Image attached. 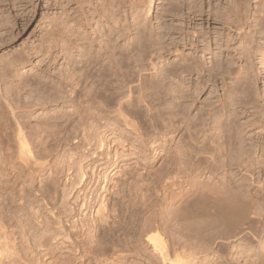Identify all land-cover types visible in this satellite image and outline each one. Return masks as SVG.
I'll return each instance as SVG.
<instances>
[{
    "label": "bare ground",
    "instance_id": "bare-ground-1",
    "mask_svg": "<svg viewBox=\"0 0 264 264\" xmlns=\"http://www.w3.org/2000/svg\"><path fill=\"white\" fill-rule=\"evenodd\" d=\"M153 1L62 0L61 19L58 21L60 23H57L55 19L56 24L60 25V34H58L61 44L58 45H60L62 53L60 85L57 83L58 87L54 88L56 89L55 96H58L55 100L59 102L61 100L59 97L63 96L64 98L67 91H73L82 97L85 96L90 107L86 102L84 105H88L87 107L91 110L84 109L93 110L94 116L91 112L92 116L86 113L88 111H82L84 107L82 105V109L81 107L80 109L84 116H80L79 112L77 116L87 119L90 115L89 118L94 120L95 131H92L93 134L96 132L94 139L88 136V132L84 133L85 135L79 134V128L74 126L75 120L72 124L74 128L66 131V137L63 136L65 137L63 138L65 139L64 143L61 140L59 142H57L58 140L52 141L53 144L58 143L55 146L50 143L52 139L49 140L51 136L47 134L54 127L47 131L46 128L51 126L48 127V122L42 123L47 126L44 129L41 125L43 128L40 130H37L39 129L37 127V129L34 128L32 124H28L26 115H29L31 110L27 108L25 101L32 99L23 98L21 96L23 94L19 92L21 91L19 89L23 91L25 87L29 89L28 82L26 83L27 80H25L27 78L21 79L20 75L21 82L13 84L9 81V79H13L10 78L13 73L10 71L12 74L9 76L6 67L8 74L1 69L4 65L13 67V70L25 65L27 53H23L26 58L22 54H16H19V57L22 55L25 59L17 57L8 60L5 57L6 61L8 60L5 63L8 65L0 66V264H86L87 261L88 264H102L99 260L100 256H97L99 259L96 258L99 252L92 246L94 241L100 246L120 247V251H123L124 247L127 248V246L121 245L122 238L117 235L119 229L114 226V220L110 221L111 214L107 216L102 214L103 211L106 212L104 205H102L103 210L100 208L102 212L100 209L96 212L98 218L94 221L95 236L91 235L93 226H90V222L85 218L81 217L78 222H71L75 217L71 215L74 208L70 210L71 214L67 210H62V214L60 210H57L58 202L63 194L69 197L76 190V186L87 187V181H84L85 168L83 169V165L79 166L80 169H77L79 172L76 173L75 167H71L74 166L72 163L76 160L74 159L72 163L67 162L69 158L66 160V154L70 155L71 152L79 151L82 146H86L93 150V156L97 155L96 157L100 158L99 161H105L100 165L107 167L112 163L110 158L112 154L106 153L105 150L108 145L106 140L109 137L112 139L109 143L117 142V145L115 144L117 148L121 146L122 149H126V144L134 151L137 149L136 146L141 144L140 142L145 143L149 140L157 142L162 137L165 138L172 129L176 128V112H178L181 100L186 98L184 93L190 86L191 155L189 157L191 158L189 159L191 161L189 162L191 166L187 168L191 171V180L183 181L182 177L174 175L176 170L173 175L169 171L163 174L168 177L163 185V192L164 194L171 192V204L169 205L171 207L170 209L160 208L155 213L153 222L156 229H168V224L174 221L179 225L176 221L177 216H175L178 207L175 208L174 205L180 206L179 210L177 209L178 214L181 213L185 217L189 211L184 209L190 199L191 251L188 246L182 248L179 238L174 234V238H171L169 243L165 242L162 236H155V233L152 234L154 236L149 234L146 240L152 246L154 253L167 264H234L232 261L235 258L231 261L230 256L235 249L236 252L233 253L241 257L245 254L248 256L251 251V254L254 253L245 260L246 264H264V122L261 119L264 115V95L263 91L261 92L257 88L259 76L262 74L257 69V63L264 66V0H164L166 3L163 2L164 5H160V8L163 7L160 12L161 16L158 17V22L157 19L155 20L158 23L157 27L149 19ZM13 2L16 3V0L11 3ZM5 3L8 4V2ZM251 3H254L257 8L251 9ZM7 9L9 8L7 7ZM10 10L8 11L10 12ZM5 12L7 11L5 10ZM186 12L188 16L184 14ZM9 15L7 14L8 18ZM54 16L56 18V15ZM182 16L191 18V23L194 24L191 26L190 35L184 33V21L181 22V20H185V18L183 19ZM4 17L1 18L4 20L6 19ZM168 19H170L169 22ZM9 22L7 23L5 20L3 23L12 25ZM177 23H182V25L178 24L180 25L178 26ZM14 25H16L15 22ZM51 26L52 24H50ZM54 27L51 28V31L54 30ZM187 28L185 29L187 30ZM2 42L4 43V41ZM55 46L58 47L57 44ZM188 46L191 49V54L187 55H190L191 58H188L186 53L185 56L184 52L179 54L180 47L184 49ZM171 49L176 53L174 51L172 53ZM171 53L175 54V59H178L179 62H169L166 55L169 56ZM198 54H201L204 59L205 56L209 57L208 61L200 59ZM0 59L2 61V58ZM14 75L16 76V74ZM190 76L191 85L187 83V78ZM31 77L33 80L36 78L33 75ZM42 79L38 77L37 80ZM29 83L31 84V82ZM53 85L55 87L54 81ZM46 88L48 89V86ZM208 90L210 94L207 97L210 98L212 94L214 98H210L211 100L208 99V101L205 99V102L203 100V103L198 105L200 95ZM37 91L39 90L37 89ZM45 91L47 92V90ZM49 91L51 90L49 89ZM61 92L63 94L59 96ZM36 94V98H38V92ZM77 94L76 96H78ZM29 96L34 98L35 94ZM34 103L37 101L35 100ZM45 103H43L44 106ZM29 105H31L29 108L32 105L36 106ZM34 107L32 108L34 109ZM61 113L62 111L56 116V120L63 117ZM70 115L68 116L70 117ZM68 116L69 120L72 115L70 118ZM96 117H99L98 120ZM37 118L38 121L42 119L39 118V115ZM37 118L35 119L37 120ZM89 118L87 121L90 120ZM83 119L82 124L85 121ZM88 123L86 122V124ZM66 124L68 125L70 122L67 121ZM80 124L78 125L81 126L82 124ZM59 129L61 130V128ZM91 130H88L89 133ZM83 132L85 131L83 130ZM174 133L179 134L181 131ZM57 137L59 138L60 135ZM52 138L55 139V137ZM132 140L134 141L132 142ZM72 141L73 145H71ZM115 155L117 157V154ZM184 157H188L187 154ZM120 159L119 156L113 165H116ZM77 161L76 163H78ZM117 168H120L119 164ZM71 170H75V172L71 173ZM181 171L178 170L180 175L183 174ZM74 173L75 175H73ZM170 175L174 177L169 178ZM61 178H65L70 183L66 186L68 190H64L63 194H60L59 190ZM183 192L186 194L183 195ZM165 200V202L168 201ZM174 201L176 202L173 203ZM81 202L84 210L92 208V202L88 201L87 196ZM182 204L183 206L186 204V206L183 208ZM66 206H68L66 202L63 204L62 201V209L68 208ZM53 210H57L60 215L59 221L55 220L56 227L59 226V228L54 230L50 228L53 227L52 225L49 227L47 224L50 221L43 220V218L41 220L39 217L40 222L38 218V220H34L39 222V226L36 224L38 227L41 226L37 231L30 219L25 218L43 211H49L50 214ZM143 212L129 213L127 229L123 228L122 235L127 238L125 240L129 241L130 245L140 243L142 236L154 229V226L147 232H144L146 228L142 229L141 222L145 218ZM53 214L55 213L53 212ZM167 215L173 216L167 218ZM33 216L32 219L38 215ZM45 218L47 219V217ZM64 220L67 224L71 222L73 231L78 232L67 229L65 231V228L63 229V225L66 224H64ZM149 220L148 218L147 221ZM184 228L182 227V229ZM156 229L154 231L157 232ZM82 230H86L87 233L81 235ZM180 230L177 232L182 233ZM187 240L185 243H188ZM236 243L239 245L234 249L232 245L234 246ZM59 245L62 248L60 256L66 260L64 262L57 254ZM131 247L129 248L133 251ZM244 247L245 250H243ZM248 247L251 250L246 249ZM37 249H40L39 251L43 255L39 257L40 259L37 257L38 259L36 258L37 261H35L34 258L38 254L34 256V253ZM137 250L138 254L136 251L132 254L139 258L140 251ZM236 255L235 257H237ZM186 258L189 260L187 261ZM250 259L253 260L250 261ZM238 261L236 262L238 263ZM245 261H243L244 264ZM141 263L143 264V262ZM127 264L140 263L136 259Z\"/></svg>",
    "mask_w": 264,
    "mask_h": 264
},
{
    "label": "rangeland",
    "instance_id": "rangeland-1",
    "mask_svg": "<svg viewBox=\"0 0 264 264\" xmlns=\"http://www.w3.org/2000/svg\"><path fill=\"white\" fill-rule=\"evenodd\" d=\"M13 0H0V2L2 3H0V9L3 11H1L0 10V20L2 21H0V32L2 33H0V43H2L3 45H1L0 44V58H2V61H1V59H0V63H1V65L0 66H2V64L4 65V64H6V65H8V63H5V61H6V59H5V57L6 58H8V60L9 59H13V58H17V57H19V54H22L23 55V53L24 54H26V57L29 59V61H28V59L26 58V61H27V63L25 64V65H23V66H21V67H19V68H16V69H12L13 67H7V66H3L4 68L6 67L7 69H8V71H6L7 69L5 68V70H4V68L3 67H1V69H2V71H4V73H9V76L11 75V77L10 78H13L12 80L11 79H9V81L10 82H13V84L16 82V83H18V82H21V79L22 78H27V79H25V80H27L26 81V83H27V85H29V89H27L28 87H25V89L23 88V87H20V88H23V91H22V89H19V90H21V91H19L20 92V94H23V95H21V96H23V98H27V99H32V100H30V101H28V100H26V99H24V100H26V101H28V102H26L25 101V103H27V108L28 109H30L31 111H30V113H29V115H26V119H27V121L26 122H28V124H32V126L34 127V128H39V129H37V130H40V128H43L44 127V129L46 128V126L48 125V127L49 128H46V130L48 131L51 127H54L53 129L51 128V130H53L51 133L49 132V131H51V130H49L48 132H47V134H48V136H51V137H49V140L50 139H52V140H50V143L52 144V145H55V146H57V142H59L60 140H61V142H63L64 143V141L63 140H65V139H63V138H65L66 137V131L68 130H72V127L74 128V126L76 127V128H79V134H81V135H85L87 132H88V136H90V137H93L92 139H94V137L96 136V132H94V134H93V130H94V128H95V123H94V120H91L92 118H89L90 117V115L92 116V114L94 113V111L92 110V111H88V110H91V109H89L88 107H90V105L87 103V98L85 99V96H83L82 97V95H79V94H77V93H75V92H73V91H67L65 94H64V98H63V96H61V97H59V98H61V100L63 101L64 100V102H62L61 100H59V102H58V100H55V99H57V97L58 96H55L56 94H55V91H56V89H54V88H56V87H58L57 85L59 84L60 85V72H61V69H62V53H61V48H59L60 47V45H58V44H61V42H60V36H59V34H60V31H59V28H60V25L58 26L57 24H56V21H57V23H60V22H58V21H60V19H61V3H62V0H16V3H14V5H13V3H11ZM15 1V0H14ZM5 2H8V4L7 3H5ZM160 2H162L161 4H160ZM163 2H164V4L166 3V1H164V0H154L153 1V4H152V9H151V12H150V14H149V19L151 20V22H152V24L155 26V27H157V22H158V17L159 16H161L160 14V12L162 11V8H160V5H164L163 4ZM10 3V4H9ZM223 4H225V3H223ZM155 5V6H154ZM12 6H15L14 8L12 7ZM251 9H254V7H255V5H254V3H251ZM7 7L9 8V9H7ZM12 7V8H11ZM158 7V8H157ZM3 8V9H2ZM161 10H160V9ZM257 7H255V9H256ZM11 9V10H10ZM159 9V10H158ZM5 10L8 12H5ZM8 10H10V12L8 11ZM158 10V11H157ZM1 12H2V14H1ZM54 12V13H53ZM26 13V14H25ZM60 13V14H59ZM6 14V15H5ZM7 14L10 16L9 18H8V16H7ZM48 14V15H47ZM159 14V15H158ZM184 14H187V16H188V13L186 12V13H184ZM4 15H5V17H6V19H4L3 20V18H1V17H4ZM16 15V16H15ZM19 15V16H18ZM49 15H50V17H49ZM52 15V16H51ZM54 15H56V18H55V16ZM58 15L60 16L59 18H58ZM157 15V16H156ZM54 16V17H53ZM186 16V18H185V16H182V18L184 19L185 18V20H181V22H183L184 21V23H183V25H184V27L185 28H187V30L182 26V28H184V33H186V34H191V26H193L194 24H192L191 23V18H188ZM4 17V18H5ZM48 17V18H47ZM8 18V19H7ZM11 18V19H10ZM16 18V19H15ZM46 18H47V20H46ZM53 19V20H52ZM55 19H56V21H55ZM157 19V22L155 21ZM188 19V20H187ZM6 20V22L8 23L9 21H11L12 20V22H9V23H12V25L14 26H12L11 24V28H9L10 27V25L8 26L6 23H3L4 21ZM15 20V21H14ZM55 24H53L52 22ZM55 21V22H54ZM168 22L170 21V19H168L167 20ZM14 22L16 23V25H14ZM49 22V23H48ZM156 23V24H155ZM3 25V27H2V25ZM49 24V25H48ZM50 24H52V26L50 27ZM178 24H180V23H177L176 25H178ZM187 24V25H186ZM56 27V26H58V27H54V26ZM180 25H182V23L180 24ZM180 25H178V26H180ZM6 26H8V27H6ZM187 26V27H186ZM53 27H54V30L53 31H51L52 29H53ZM2 28V29H1ZM4 28V29H3ZM52 28V29H51ZM6 29V30H5ZM9 29V30H8ZM13 31H12V30ZM57 29V30H56ZM11 30V31H10ZM47 30H48V32H47ZM3 32H5V33H3ZM9 32H11V33H9ZM55 34V32H56V34L54 35L53 33ZM9 33V34H8ZM49 33H51V34H49ZM59 33V34H58ZM1 35H3V36H1ZM11 35V36H10ZM14 35V36H13ZM45 35V36H44ZM50 35H51V39H50ZM57 35V36H56ZM7 36V37H6ZM14 37L13 39L11 38V37ZM49 37V38H48ZM54 37V38H53ZM56 37V38H55ZM2 38V39H1ZM6 38V39H5ZM8 38V39H7ZM11 38V39H10ZM4 41V43L2 42V41ZM51 40V41H50ZM55 40V41H54ZM58 40V41H57ZM49 41V42H48ZM6 42V43H5ZM50 42H51V44H50ZM52 42H56L55 44H57V46L58 47H56L55 46V44L54 43H52ZM54 44V45H53ZM50 45H53V47L51 48L50 47ZM48 47V48H47ZM10 49H12V50H10ZM8 50V51H7ZM24 50V51H23ZM46 50H47V53H46ZM4 51V52H3ZM49 51H52V52H49ZM171 51H172V49H171ZM174 51V50H173ZM173 51H172V53H173ZM14 52V54L16 55L17 53H19L18 55H12V53ZM32 52V53H31ZM47 54H45V53ZM183 52H184V55H185V53H186V55L187 54H191L190 52H191V49H190V47L188 46L187 48H182V47H180V52H179V54H183ZM31 53V54H30ZM40 53V54H39ZM58 53V54H57ZM171 53V55H166L167 57V59L169 60V62L170 63H172V62H179V60L178 59H175V54H172ZM174 53H176V51H174ZM10 55V57H7V56H9ZM43 54V55H42ZM49 54V55H48ZM5 55V56H4ZM20 56L18 59H22V58H24L23 56ZM56 55V56H55ZM61 55V56H60ZM185 55V56H186ZM199 56V58L200 59H202L203 61H208V58L209 57H207V56H205V59L204 58H202L203 56L201 55V54H198ZM49 56V57H48ZM60 56V57H59ZM187 57L188 58H191V56L189 55H187ZM24 58V59H25ZM48 58V59H47ZM51 58V59H50ZM55 58V59H54ZM58 60H57V59ZM172 58V59H171ZM3 59H5V60H3ZM45 59V60H44ZM8 60L6 61V62H8ZM201 60V61H202ZM3 61H4V63H3ZM46 61V62H45ZM50 61V62H49ZM56 61V62H55ZM30 63H32V64H30ZM48 63H50L49 64V66H48ZM259 64V65H258ZM30 65V66H29ZM29 66V67H28ZM260 66V67H259ZM257 69L258 70H260L259 72H260V74L262 75H260L259 76V80H258V82H257V88H258V90L259 91H263L262 93H263V95H264V76H263V74H264V66L263 65H261L259 62L257 63ZM23 68V69H22ZM31 68V69H30ZM263 69V70H262ZM13 70V71H12ZM58 70H60V71H58ZM12 73H11V72ZM15 71V72H14ZM30 71V72H29ZM33 71V72H32ZM263 71V72H262ZM21 72V73H20ZM27 72H28V74H27ZM7 73V74H8ZM20 73V74H19ZM24 73V74H23ZM39 73H40V75H39ZM56 73V74H55ZM14 74H16V76L14 75ZM38 74V75H37ZM44 74V75H43ZM19 75V76H18ZM20 75H21V79L19 78L20 77ZM28 76V77H26V76ZM34 76V77H36L37 79H38V77L39 78H43L42 80H37L36 78H34L35 80H37V81H35V80H33L32 79V77L30 78V76ZM36 75V76H35ZM58 75V76H57ZM17 78H15V77ZM23 76V77H22ZM25 76V77H24ZM42 76V77H41ZM48 77V78H47ZM190 78V79H189ZM19 79H20V81H19ZM28 79H32L33 80V82H32V80L30 81V80H28ZM188 79V81H187V83L188 84H190L191 85V76L190 77H188L187 78ZM35 81V82H34ZM41 81V83H39ZM51 81H52V83H51ZM53 81H54V84H55V87H54V85H53ZM29 82H31V84L29 83ZM42 82H44V83H42ZM190 82V83H189ZM33 83H35V84H33ZM38 85H37V84ZM47 85H46V84ZM51 83V84H50ZM58 83V84H57ZM40 84V85H39ZM41 84H43V85H41ZM50 84V85H49ZM57 84V85H56ZM17 85V84H16ZM33 85H36L34 88H36V89H34L33 87H31V86H33ZM46 85V86H45ZM42 86V87H41ZM43 86H45V87H43ZM48 86V89L46 88ZM51 86V87H50ZM53 86V87H52ZM39 87V88H38ZM41 87V88H40ZM31 88H32V90H31ZM46 88V89H45ZM37 89L39 90V91H37ZM49 89L52 91H49ZM53 89V90H52ZM262 89V90H261ZM29 90V91H28ZM45 90H47V92L45 91ZM32 91V92H31ZM36 91V92H35ZM42 91V92H41ZM44 91V92H43ZM188 91V92H187ZM28 94H26V93ZM38 92V94H39V99L38 98H36L37 96V93ZM40 92L42 93L41 95H40ZM35 94V96H34V98H36L35 100L37 101V103H34L35 102V100H34V98H32V97H30L29 95H34ZM46 93H48V94H45ZM49 93H50V95H49ZM52 93H53V95H52ZM68 93H69V95H68ZM71 93V94H70ZM73 93V94H72ZM75 93V94H74ZM43 94H44V96H43ZM63 93L61 92L60 94H59V96L60 95H62ZM76 94L78 95V96H76ZM186 94V95H185ZM188 94V95H187ZM210 94V91L208 90V92L206 91L205 93H203V94H201L200 95V99H199V103H198V105L199 104H201V103H203V100H204V102L207 100L208 101V99L209 100H211V99H213L214 97L212 96V94H211V96H210V98L209 97H207V95H209ZM49 95V96H48ZM69 97H68V96ZM205 95V96H204ZM40 96H43V97H45V99H46V101H48L49 102V104H48V102H46L45 101V99H42L43 97H40ZM66 96H67V98H66ZM81 98H80V97ZM184 96H186V98H184ZM184 96H183V98L185 99V101H184V99H183V101L181 100V104H180V107H181V105H182V108H180L179 107V109L177 110L178 112H176V117H175V126H176V128H174V129H172L170 132L171 133H168L166 136H165V138H161V139H159V140H157V142H155V141H153V140H149V141H147V142H145V143H142V142H140L141 144L139 145V146H136L137 147V149H135L136 151H134V149L132 148L131 149V147L129 146H127L126 144H125V148L126 149H122L123 147H121V146H119V148H117L116 147V145H117V142H115V143H109L112 139H111V137H109L106 141H107V143H108V145H107V147H106V153H110V154H112V155H110V158L112 159V163H111V165L110 166H103V165H100V164H102V163H105V161L103 162L102 160V162L101 161H99L100 160V158H97L96 156L97 155H95V156H93L92 154H93V150L91 149V148H88V147H86V146H82V148H80V150L79 151H73V152H71L70 153V155H69V153H67L66 154V160H68V158H69V160L67 161V162H69V163H72L73 162V160L75 159L78 163H76V161H74L73 163H75V164H73L72 163V165H74V166H71V167H75L74 169L76 170V173L77 172H79L78 170L80 169V167L82 166L83 167V169L85 168V173H86V175H85V179H84V181L86 180L87 181V187L85 188V186L84 187H81V185L80 186H76V190H74L73 192H72V194L71 195H69V197H66V194L64 195L63 194V192H65L66 190H68V188L66 187L67 185H69L70 183H69V181H66V179L65 178H61V183H59V190H60V194H63L62 196H61V198H62V200H61V198H60V201L58 202V204L59 205H57V207L59 208H57V210L59 211L60 210V212H61V214H62V212L63 211H65V210H67V211H69V213H70V210H72L73 208V213L71 214V215H73V216H75L72 220H71V222L72 223H74V222H78V220H80V218L81 217H83V218H85L88 222H90V226H93V228H94V226H95V224H94V221L98 218V216H97V211L100 209V208H102V210L104 209L106 212L104 213V211L102 212V210L100 209V211L102 212V214H104V215H110L111 214V219H110V221H112V220H114V226H116L118 229H119V233L117 234V235H119V236H121V238H122V243H121V245L123 244L124 246H127V248L126 247H124L125 249L123 250V251H120V247L119 248H113L111 245L109 246V247H106V246H100L99 244H97L95 241H94V243H93V245L92 246H94L95 247V250L96 251H98L99 253V255L97 254L96 255V258H97V256H100V259H99V257L97 258V259H99V260H101V263L102 264H127V263H129V262H131V261H133V260H136V259H138V263H140V264H142L141 262H143V264L145 263V264H147V263H149V264H167L166 262H162V260L158 257V255L157 254H155L154 253V250H153V248H152V246H150L149 245V243L147 242V240H146V237L147 236H149V234H151L150 236H162V238L164 239V241L165 242H170V240H171V238H174V236L175 237H178L179 238V243H180V246H182V248H184L183 246H188V248H190L189 250L191 251V246H190V244H191V202H190V199H189V202H187L186 204H187V207L186 208H188V209H184L185 211H189V212H187L188 213V215H186L185 217L184 216H182L181 215V213H180V215L178 214L179 212H178V208L180 207V206H178V204H176V205H174L175 206V208L176 207H178L177 209H176V212H177V214L175 215V216H177L176 217V221L178 222V224L179 225H177V224H175L176 222L174 221V222H170L169 224H168V229L167 228H159V229H156L155 227H156V225H155V223L153 222L154 221V215H155V213H157L158 211H159V209L160 208H163V207H165V208H169L170 209V207L171 206H169L171 203H170V200H171V192H169L168 194H164V192H163V188H164V186L163 185H165V180H166V175H163V174H166L165 172H167V171H169V172H171V174L173 175L174 173L173 172H176V174H174V175H176V176H178L179 175V177H182L184 180L183 181H186V182H189V180H191V171H189L188 170V168H189V166H191V163L189 162V161H191L189 158H191V157H189L190 155H191V86H190V88L188 89V90H186V92L184 93ZM188 96V97H187ZM29 97V98H28ZM50 97V98H49ZM52 97V98H51ZM207 97V98H206ZM49 98V100H47ZM58 98V99H59ZM63 98V99H62ZM67 100H66V99ZM69 98V99H68ZM79 98V99H78ZM54 99V100H53ZM81 99H83V100H81ZM206 99V100H205ZM38 100H40V102H42V103H40V102H38ZM42 100V101H41ZM66 100V101H65ZM69 100V101H68ZM86 100V101H85ZM32 101V102H31ZM52 101V102H51ZM54 101V102H53ZM71 101V102H70ZM202 101V102H201ZM31 102V103H30ZM46 102V103H45ZM66 102V103H65ZM73 102V103H72ZM77 102H79V103H77ZM85 102H86V104H88V105H84L85 104ZM40 103V104H39ZM43 103H45V106H44V104ZM51 103V104H50ZM62 103H65V104H62ZM69 103V104H68ZM82 103V104H81ZM188 103V104H187ZM29 104H34V105H38V107H34L33 105H32V107H34V109L32 108V107H30L29 108V106H31V105H29ZM55 104H57V105H55ZM78 104V106H76ZM184 104V105H183ZM263 104H264V100H263ZM40 105V106H39ZM42 105V106H41ZM47 105V106H46ZM80 105V106H79ZM84 106L83 107V109H82V106ZM185 105H186V107H185ZM44 106V107H43ZM54 106V107H53ZM58 106V107H57ZM66 106H68V107H66ZM88 106V107H87ZM80 107H81V109H82V111H88V112H86L87 114L89 113L90 115H89V119L90 120H88L87 121V119H83L82 117L84 116V115H82V114H84L82 111H81V109H80ZM187 107H188V109H187ZM50 108V109H49ZM61 108V109H60ZM80 109L79 111L77 110V109ZM84 108H88V110H86V109H84ZM186 109V110H184V109ZM61 110L62 111V115H63V117L61 118V119H59V120H56L55 118H56V116L61 112V111H59V110ZM63 109V110H62ZM66 109V110H65ZM70 109V110H69ZM36 110V111H35ZM55 110H56V112H55ZM77 110V111H76ZM184 110V111H183ZM40 112L39 114H37L36 112ZM47 111H49V112H47ZM65 111V112H64ZM66 111H67V113H66ZM53 112V113H52ZM79 112V115L80 116H82L81 118H80V116H77V113ZM92 114H91V113ZM263 112H264V110H263ZM46 115H45V114ZM34 114V115H33ZM47 114L49 115L48 117H47ZM51 114V115H50ZM53 114V115H52ZM67 114V115H66ZM72 115V117H71V115ZM264 114V113H263ZM38 115H39V118H42L41 119V121L39 120L38 121ZM42 115H44L43 117H42ZM64 115H65V117H66V119H65V117H64ZM68 115H70V117L68 116ZM73 115H75V116H73ZM67 116L70 118L69 120L67 119ZM93 116H94V114H93ZM264 116V115H263ZM262 116V121L264 122V117ZM31 117V118H30ZM33 117V118H32ZM37 118V120L35 119V118ZM46 117H47V119H49L50 120V122H49V120L48 121H46L47 119H46ZM74 117V118H73ZM98 118L99 117H96V119L98 120ZM34 119V120H33ZM46 119V120H45ZM66 120V122L64 123V121ZM78 119V120H77ZM82 119H83V124H82ZM29 120H31V121H29ZM55 122V120H56V124L53 122V121ZM61 120V121H60ZM63 120V121H62ZM76 120V124L73 126L72 124H73V122ZM81 120V121H80ZM53 122V124L56 126V128H55V126L52 124V122ZM59 121V122H58ZM67 121H68V123L70 122V124H66L67 123ZM39 122V123H38ZM44 122H48L47 123V125L45 126V125H43L42 123H44ZM72 122V123H71ZM86 122H89L88 124H86ZM94 124H93V123ZM36 124V125H34V124ZM51 123V124H50ZM82 124L83 125V127H82V125L81 126H79L78 124ZM84 123H85V125H84ZM92 123V124H91ZM103 123H104V121H103ZM39 124H40V126L41 125H43V127L41 126H39ZM57 124H59V125H57ZM61 124V125H60ZM66 124V125H65ZM72 125V126H71ZM78 125V126H77ZM86 125H87V127H86ZM93 125V126H92ZM61 128V130L58 128ZM69 126V127H68ZM63 127V128H62ZM82 127V128H81ZM90 127V128H89ZM94 127V128H93ZM58 128V129H57ZM66 128V129H65ZM69 128V129H68ZM83 128H87L88 130H91V128H92V130L90 131L91 133H89V131L86 129H83ZM44 129H41V130H44ZM54 129H55V131H54ZM85 131V132H83V130ZM58 131V132H57ZM82 131V132H81ZM95 131V130H94ZM173 131V132H172ZM175 131H181V133H174ZM257 131L258 132H260L258 129H257ZM256 131V132H257ZM42 132V131H41ZM54 132H56V133H54ZM62 134V136H61V134ZM64 132V133H63ZM257 132V133H258ZM58 133V134H57ZM83 133V134H82ZM85 133V134H84ZM100 133H103V132H101L100 131ZM53 134H55V135H53ZM64 134V135H63ZM91 134H93V135H91ZM183 134V135H182ZM59 136L60 135V137L62 138H58L57 136ZM103 135V134H102ZM63 136H65V137H63ZM181 136V137H180ZM52 137H55V139L54 138H52ZM58 138V139H57ZM54 140V141H53ZM55 140L57 141L56 143H54L53 144V142H55ZM109 140V141H108ZM53 141V142H52ZM134 140H132V142H133ZM72 143V144H71ZM70 144L71 145H73V141L71 142ZM86 144V143H85ZM116 144V145H115ZM138 145V144H137ZM127 146V147H126ZM88 148V149H87ZM121 148V149H120ZM118 149V150H117ZM128 149H129V152H128ZM139 149V150H138ZM117 150V151H116ZM121 152H120V151ZM119 151V152H118ZM77 154H76V153ZM91 152V153H90ZM137 152V153H136ZM187 152V153H186ZM108 153V154H109ZM122 155H121V154ZM187 154V156L188 157H184V156H186V154ZM77 155L76 157H75V155ZM115 154H117V157H116V155ZM128 155V156H127ZM181 155H183V156H181ZM69 156V157H68ZM82 156V157H81ZM119 156L121 157V159L117 162V164L116 165H113L115 162H116V160H118V158H119ZM125 156V157H124ZM182 158L181 160H180V157ZM184 157V158H183ZM83 158V159H82ZM177 158H178V160H177ZM72 161H71V160ZM80 159V160H79ZM83 160V161H82ZM177 160V161H176ZM182 161V162H180V161ZM183 160H185V161H183ZM188 160V161H187ZM80 161L82 162L81 164H80ZM95 161H97V162H95ZM122 161V162H121ZM178 162H180L182 165H179L180 163H178ZM184 162V163H183ZM186 162V163H185ZM188 162H189V164H188ZM177 163H178V165H177ZM77 164H78V166H77ZM118 164L120 165V168H117V166H118ZM186 164V165H185ZM80 166V167H79ZM131 166V167H130ZM87 167V168H86ZM99 167V168H98ZM112 167V168H111ZM175 167V168H174ZM188 167V168H187ZM72 168V169H73ZM95 168V169H94ZM183 171V174L182 175H180V173H178V170H179V172L181 171L180 169ZM186 168H187V170H186ZM78 169V170H77ZM130 169V170H129ZM75 170L73 171V170H71V173H73V172H75ZM94 170V171H93ZM122 170V171H121ZM176 170V171H175ZM93 171V172H92ZM181 171V172H182ZM187 171V172H186ZM125 172V173H124ZM189 172V173H188ZM187 173H188V175H187ZM79 174V173H78ZM93 174V175H92ZM121 174V175H120ZM190 174V175H189ZM73 175H75V173L73 174ZM126 175V176H125ZM172 175H170L169 176V178H171V177H174V176H172ZM125 176V177H124ZM165 176V177H164ZM92 177V178H91ZM123 177V178H122ZM163 177V178H162ZM99 178V179H98ZM138 178V179H137ZM168 178V177H167ZM76 181L78 182V180L76 179ZM67 182V183H66ZM69 183V184H68ZM105 183V184H104ZM126 183V184H125ZM186 184H188V183H186ZM123 185V186H122ZM140 186V187H139ZM78 187V188H77ZM103 187V188H102ZM113 188V189H112ZM126 189V190H125ZM62 190V191H61ZM65 190V191H64ZM78 191V192H77ZM81 191V192H80ZM117 191V192H116ZM124 191V192H123ZM62 192V193H61ZM137 192V194H135ZM182 192V191H181ZM127 193V194H126ZM142 193H144V194H142ZM179 193V192H178ZM120 194H121V196H120ZM182 194V193H181ZM186 194V192H183V195H185ZM85 196H87L88 197V201L89 202H92V204H91V209L89 210V209H87V210H84L83 208H82V200L85 198ZM143 196V197H142ZM165 196H167V197H165ZM65 198V199H64ZM67 198V199H66ZM80 198V199H79ZM122 198V199H121ZM165 199H167L168 201L167 202H165L164 200ZM62 201H63V204L66 202V204L68 205V206H66V207H68V208H65V209H62V207H61V205H62ZM65 201V202H64ZM146 201V202H145ZM130 202V203H129ZM176 201H174L173 203H175ZM94 203V204H93ZM129 203V204H128ZM128 204V205H127ZM186 204H184V206H183V204H182V207L184 208L185 206H186ZM94 205V206H93ZM102 205H104V208H103V206ZM141 205V206H140ZM152 205V206H151ZM163 205V206H162ZM98 206V207H97ZM61 207V208H60ZM72 207V208H71ZM130 207V208H129ZM155 207V208H154ZM82 208V209H81ZM111 208V209H110ZM141 208V209H140ZM146 209V210H145ZM57 210H53L52 211V213H50V214H53V212L55 213V214H53V215H50L49 214V211L47 212V211H43V212H41V213H35V214H31L32 216L34 215H38V216H33L34 218L32 219V216L30 217V216H26L25 218H28V219H30V221L32 222V224H34L33 226L35 227V229L38 231V230H40V227H38L39 225H38V223L42 220V218H43V220H47V221H50L51 223H53V224H51L50 222H48L47 223V221H46V223L48 224V226L50 227L51 225L53 226V227H50V228H52L53 230L54 229H56V228H59V223H58V227H56V223H55V220L56 221H59V212L57 211ZM63 210V211H62ZM83 210V211H82ZM109 210V211H108ZM137 210V211H136ZM56 211H57V213H56ZM108 211V212H107ZM139 211H144L143 213L145 214L144 215V219L142 220V229H145L146 228V230H144V232L146 231H148L149 229H151L153 226H154V229H156L157 230V232L156 231H154V229H153V231H150L149 233H144L145 234V236L143 237L142 236V239L140 240V243H134V244H131L132 245V247H131V245L129 244V241H127V240H125V239H127V238H125L122 234H123V231L125 230V229H127V225H128V222H129V216H130V214L129 213H131V212H139ZM33 212H35V211H33ZM51 212V211H50ZM40 214V215H39ZM75 214V215H74ZM81 216H80V215ZM46 215V216H45ZM49 215V216H48ZM174 215V214H173ZM173 215H167V218H171ZM44 216V217H43ZM80 216V217H79ZM117 216V218H115ZM170 216V217H169ZM39 217L41 218V220L39 219ZM45 217H47V219L45 218ZM50 219H49V218ZM62 217H65V215H62ZM78 217V218H77ZM113 217V218H112ZM39 219V222H36V221H34V220H36V219ZM54 218V219H53ZM129 218V219H128ZM150 219L149 221H147V219ZM32 219V220H31ZM37 219V220H38ZM58 219V220H57ZM94 219V220H93ZM146 219V220H145ZM67 220V219H66ZM66 220H64V224L66 223L65 221ZM119 220V221H118ZM167 220V219H166ZM93 221V222H92ZM116 221H118V222H120L119 224H118V222H116ZM144 221H145V223H144ZM150 221H151V223H150ZM35 222V223H34ZM71 222L70 223H66L65 225H63V229L66 231V229L68 230V231H73V229L71 228L72 227V225H71ZM87 222V223H88ZM92 222V223H91ZM126 223H127V225H126ZM173 225H172V224ZM38 226H37V225ZM94 224V225H93ZM144 224V225H143ZM146 224V225H145ZM37 226V227H36ZM55 226V227H54ZM65 226V227H64ZM144 226V227H143ZM178 226H182L184 229H182V227L180 228V227H178V230H177V227ZM126 227V228H125ZM170 227V228H169ZM93 228H92V233H91V235H93V236H95L96 235V230H95V228H94V230H93ZM123 228H124V230H123ZM148 228V229H147ZM72 229V230H71ZM120 229H121V231H120ZM180 229H182V230H180ZM180 230V232L182 231V233H178L177 231H179ZM76 230H74L73 232H75ZM118 231V230H117ZM183 231H185V232H183ZM41 232V231H40ZM76 232H78V231H76ZM161 232V233H160ZM87 233V231L86 230H82V233H81V235H83V234H86ZM155 233V234H154ZM157 233V234H156ZM167 233V234H166ZM152 234H154V235H152ZM173 234H174V236H173ZM178 234V235H177ZM179 234H181V235H179ZM170 235V236H169ZM86 236V235H85ZM173 236V237H172ZM159 237V238H160ZM148 238V237H147ZM170 238V239H169ZM82 239V238H81ZM80 239V240H81ZM187 239H189V240H187ZM96 240V239H95ZM126 242H125V241ZM186 240L188 241V243H185L186 242ZM128 242V243H127ZM126 245H125V244ZM239 244H242V243H240L239 242ZM238 243H236L234 246L232 245V247L234 248H236V246H238L239 245ZM120 245V246H121ZM243 245V244H242ZM60 246V245H59ZM245 246V245H244ZM110 247H112V248H110ZM129 247H131V249H133V251H131L130 250V248ZM231 247V248H232ZM129 248V249H128ZM232 248V249H233ZM234 248V249H235ZM59 249V251H57V254L60 256V254H61V246L58 248ZM57 249V250H58ZM105 249V250H104ZM115 249V250H114ZM137 249H139V258H136L135 257V255H133L132 253H134L135 251L137 252V254H138V250ZM232 249H231V251H232ZM246 249H249V250H251L249 247L248 248H246ZM40 249H37L36 250V252L34 253V256H36L37 254H38V256H36L35 258H34V260L35 261H37L36 260V258L38 257H42V253L39 251ZM118 251V253H117V251ZM126 250V251H125ZM129 250V251H128ZM184 250V249H183ZM243 250H245V247L243 248ZM115 251H116V253H115ZM185 251V250H184ZM190 251H188V252H190ZM235 252H236V249L234 250ZM234 251H232V254H231V261L232 262H234V264H244V262L243 261H245V260H247V259H249V256H252V255H254V253L253 254H251L252 253V251L251 252H249L248 254V256H247V254H245L244 256H238V255H236V253H233ZM62 252H64V251H62ZM103 252V253H102ZM41 253V254H40ZM179 253V252H178ZM115 255V256H114ZM133 255V256H132ZM232 255H234L233 257H232ZM235 255L237 256V257H235ZM136 259H135V258ZM247 257V258H246ZM37 258V259H38ZM60 260H62L63 262L64 261H66V260H64L65 258L63 257H61L60 256ZM140 258H142V259H140ZM238 258V260H236ZM242 258V259H241ZM245 258V259H244ZM40 259V258H39ZM140 259V260H139ZM187 259V258H186ZM244 259V260H243ZM189 259H187V261H188ZM253 260V259H252ZM251 259H250V261H252ZM254 260H256V259H254ZM61 261V262H62ZM236 261H238V263L236 262ZM92 263H96V262H92ZM86 264H88V261H87V263ZM169 264V263H168ZM245 264H246V261H245Z\"/></svg>",
    "mask_w": 264,
    "mask_h": 264
}]
</instances>
